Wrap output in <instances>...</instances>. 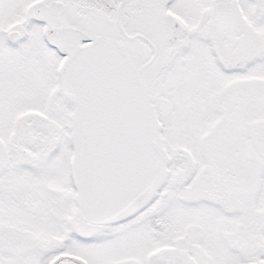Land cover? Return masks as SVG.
<instances>
[{
	"label": "snow or ice",
	"instance_id": "1",
	"mask_svg": "<svg viewBox=\"0 0 264 264\" xmlns=\"http://www.w3.org/2000/svg\"><path fill=\"white\" fill-rule=\"evenodd\" d=\"M0 264H264V0H0Z\"/></svg>",
	"mask_w": 264,
	"mask_h": 264
}]
</instances>
